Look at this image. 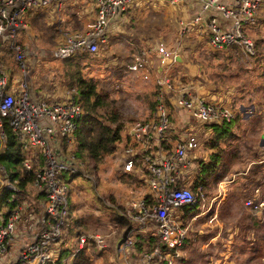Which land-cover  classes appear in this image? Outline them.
I'll list each match as a JSON object with an SVG mask.
<instances>
[{
  "label": "built area",
  "instance_id": "2783aa9c",
  "mask_svg": "<svg viewBox=\"0 0 264 264\" xmlns=\"http://www.w3.org/2000/svg\"><path fill=\"white\" fill-rule=\"evenodd\" d=\"M94 17L83 30H67L62 26L61 11L68 0H0V45L10 50L17 63L21 78L14 87L3 71H0V138H6L3 126L6 125L13 138L21 145L26 154L23 156L24 173L30 174L31 189L42 197L43 214L41 232L18 252L14 264L53 263L55 255L51 248L57 245L61 229L68 212V181L63 173H82V163L73 155L74 130L81 116V106L74 97L73 89H64L63 100L45 93L34 99L25 80L26 50L20 45L17 32L25 26L23 15L27 10H47L50 22L54 23L57 33L56 46L52 53L58 58H66L75 52H96L98 46L107 39L109 22L119 12L141 0H92ZM175 7L180 0H157ZM197 13L189 23L199 26L204 21L206 41L210 49L223 50L231 46L238 47L243 54L253 53V44L246 35V29L256 22L261 0H200ZM65 8V7H64ZM188 23V24H189ZM184 27V29L188 26ZM152 47H142L132 53L127 69L136 72L147 68L154 57L159 65V73L154 77L158 86L153 96L154 109L148 118L133 120L127 127V134L137 143L144 167L146 197L130 199L123 206L122 214L135 226L129 229L116 244L118 264H172L174 257L181 256L180 248L186 238L188 224H180L174 213L183 205H196L202 200L199 188L189 179L187 166L189 153L197 148L196 133L201 132L205 124L228 121L233 111L189 92L190 84L175 83L170 76L168 66L174 60V53L167 49L162 41L153 42ZM169 64V65H168ZM146 79V73L142 74ZM172 95H171V94ZM167 94V96H166ZM168 94L172 102L195 122L190 135L180 137L173 147L159 150V144L170 131L168 122ZM202 127V128H201ZM208 130L203 129L202 134ZM59 137V140L57 138ZM264 138V129L262 131ZM60 141V143H59ZM59 144V145H58ZM71 147L68 155L64 150ZM130 150V149H128ZM1 171L3 170L0 165ZM132 169V159H126L123 170ZM87 176V175H85ZM6 180L4 191L8 192L7 201L12 208L0 222V256L8 253V245L13 238L15 222L19 220L22 205L18 202L17 183ZM148 199V200H147ZM245 207L257 212L263 203L247 199ZM151 228H150V227ZM27 228V226H25ZM29 228V227H28ZM153 229L155 244L149 251H141L136 259H128L126 254L134 249L133 234L145 229ZM83 239H80L82 241ZM100 241V239H97ZM171 249V253L162 254L161 247ZM165 260V263L162 261Z\"/></svg>",
  "mask_w": 264,
  "mask_h": 264
},
{
  "label": "rangeland",
  "instance_id": "374dc122",
  "mask_svg": "<svg viewBox=\"0 0 264 264\" xmlns=\"http://www.w3.org/2000/svg\"><path fill=\"white\" fill-rule=\"evenodd\" d=\"M68 1L70 2V8H74V10L66 12V9L63 7L61 11L63 18L62 26L67 30L74 29L75 31H81L85 27L84 24L89 23L91 18H93V16L88 17V13L84 11L88 5L92 10L94 9L93 1ZM141 1L139 4L131 6L133 11L128 9L130 14L128 22L131 20V24L126 23L124 25L127 34H116L113 36V40L110 41L111 43L106 47L105 45H101L100 47L103 48V51H101L99 58L96 60L92 59L93 56L91 54H87L88 57L85 58H81L79 55V58L73 56L72 59L75 58L77 60L71 61L78 62L71 63V68H69L78 71V76L80 75L84 78L90 77L93 81H96V90L100 94L107 93L109 95L110 109H113L117 113L122 128L126 129L133 120L144 118L152 110L149 91H152L153 85L148 78L149 72L146 73L147 78L143 79L142 74L144 73V69L136 72V69L130 71L127 67L125 68V63H127V60H130V53H135L140 49L141 45L145 46L147 44L148 47H152L154 45L153 42H158L159 40L167 43L164 42L167 49H169L168 46H174L176 42H179V38L177 37L178 32L172 31L173 26L176 25L173 18L179 15L176 11L174 12L176 6L173 7L157 0H150L149 5H146L147 3L144 0ZM141 4L142 6H140ZM141 7H145L144 10ZM41 10H27L22 17L25 26L16 34L20 45L26 50L27 61L25 64L24 80L28 88H32L33 92L31 94L34 99L40 98L47 93L63 100V88H74L67 86L65 82H68L70 78L68 65L61 62L63 58H58L52 53L57 41L54 23H49V12ZM129 14L125 12L123 16L128 17ZM77 18L83 19L81 23L76 22ZM188 43L186 42V44ZM32 46L39 47L41 50H33ZM0 49L6 51L5 58L0 55V70L10 76H18L20 74L19 68L16 62L13 63L7 47L1 44ZM128 52L129 54L127 55ZM81 55L86 56L85 54ZM263 70L264 66L260 69V72ZM21 76L20 74L19 79ZM224 83L230 86L233 85V81ZM245 105L247 109L251 106L248 103H244L242 106ZM246 115L247 113H241L243 119H246ZM245 124L242 123V125ZM198 136H201L200 132ZM57 138L59 140L58 136ZM70 150H72L71 147L67 148L63 154L68 155ZM122 155H124V152L121 147H117L114 153L105 156L98 164H95L96 168L94 171L91 170L90 163L85 158L86 156L82 161L78 159V161L82 162L80 167L82 173L68 179L67 195L72 202V224L68 230V235L73 236L76 232L77 236L79 235L84 238L86 241L85 245L88 246L89 252L94 258L91 264H104L105 262H101V258H104L108 253H112L115 242L123 236V234L120 235L118 229L116 230V225L114 226L109 221V215H111L112 210L121 211L122 213L124 210L123 206L126 205H123L124 201L131 196L133 197L136 191L139 192L140 189H144V185L133 182L131 179L129 181L122 174ZM194 156L189 153V162ZM228 177L232 176L228 175ZM135 178L140 182L141 180H145L141 170L136 173ZM28 189H30L29 185L26 186V190L24 191L25 197H28V201H33V213L30 217H24L26 225H24L21 219V217L25 216L24 212L23 214L22 211L19 213V220L15 222L13 235L14 233L16 235L22 234L25 227L22 229L21 225L34 228V221L39 220V217L43 214L41 200L38 196L33 200V197L28 194ZM235 201L239 202V200ZM8 209L7 205L1 206L3 213ZM74 219H77V225H74ZM145 231L150 230L146 228ZM139 233L143 232H134L133 236ZM95 236H99L101 242L95 239ZM89 238L94 243L89 242L88 244L87 239ZM139 255L140 252L135 250L132 253H127L126 257L128 259H136ZM222 255L223 258L220 257L215 261L213 260V264H226L227 256L226 254ZM204 258L206 259L203 255L199 259L188 258L183 264H202L201 262L204 260L200 259ZM242 258L243 256L238 255L235 264H240ZM205 261L203 264H211L205 263Z\"/></svg>",
  "mask_w": 264,
  "mask_h": 264
},
{
  "label": "crops",
  "instance_id": "0c3cea01",
  "mask_svg": "<svg viewBox=\"0 0 264 264\" xmlns=\"http://www.w3.org/2000/svg\"><path fill=\"white\" fill-rule=\"evenodd\" d=\"M199 1L200 0H180L177 3L176 8H174V12L176 11V13H179V15L173 18V20L177 25V37L179 38L180 43L176 42L174 46L167 45L168 48L171 49L174 53V60L172 62H169L170 65L168 64L169 72L172 75L174 74V76L176 77H172L175 83H179V77H186V81H188V83L190 84V93H193L196 96L203 98L205 101L216 103L220 106L230 109L231 111H233V117L238 116L241 124L251 123L250 119L257 113L256 104H259L260 99H263V94H261V92L263 91V87L261 85L264 83V70L260 72V69L264 66V0H261V4L257 12V24H255L253 27L251 26L246 29V35L253 44L252 54H243L237 47L226 48L217 51V53H214L215 51L209 48L206 41V30L204 24L206 16L204 17L203 22L199 26H191V24L189 23L190 19L197 13L199 9ZM64 7L66 9V12H71L72 10H74V8H70L69 1ZM141 8L142 10H144L145 7ZM84 11L88 13V17H94V11L91 7H89V5L85 8ZM129 18L130 14L128 17L122 15L121 17H118L117 19L112 21L110 25H108V28L106 30L107 45L111 43L110 41L113 40L114 35L119 33L127 34L124 25L128 23ZM81 20L83 19L77 18L76 22L81 23ZM187 24L188 26L184 29ZM85 25L86 24H84V26ZM162 42L164 43L165 41L162 40ZM186 42L189 43L186 44ZM146 45L142 47H146ZM32 48L33 50L37 51L41 50L39 47L36 46H32ZM1 52V57L5 58L6 52ZM128 54L129 52L127 53V55ZM253 54L257 55V59L255 61ZM210 56L217 58L213 59ZM225 57L227 59H225ZM151 59V63L148 64L144 73L149 72V81H151L152 85H154V77L159 73L160 68L156 59L154 57H151ZM248 60L250 61L248 62ZM13 63H15L14 60ZM253 63H259V65H257V67L254 69L252 67ZM235 64L240 65L241 67L239 71L235 72L234 74L233 69L235 67ZM226 66H228V71H231V73H233V76L230 80H225L221 83L218 79L223 73V68H225ZM6 76L8 77L9 85L11 84L10 86L14 87L15 82L16 80H18L20 74L18 76H10L6 74ZM225 77L227 79V76ZM248 77L250 78L252 84L248 86L249 94H246L245 92L247 87L242 85L241 88L238 89L236 83H245ZM229 81H233L232 86L226 85L224 83H228ZM30 91L33 92L32 88ZM258 92H260V96L258 95ZM170 94H168V97L170 98L167 99L166 103L168 111L169 113H171V116L174 119L173 126L174 128H176V133L174 132L175 138L171 137L173 136L172 133L170 134L171 138H168V133L166 134L167 138H165L159 144L160 151L169 150L166 148V145L170 146L171 149L173 147L174 142L178 140L177 136L182 135L183 132L189 131L192 129V127H195V123L193 124L191 122H187L188 117H186V114L181 109L175 106V104L172 102V94ZM247 97H250L251 101H246L245 99ZM244 103L251 104L250 108L247 109L246 105L242 106L244 105ZM243 112L247 113L246 119H243L241 117V113ZM147 116L145 117L148 118ZM184 123H186L187 129L183 130L182 132V129L180 130V128L181 125ZM206 129L208 130L206 134L201 133V136H198L199 133L193 131L198 140V147L194 149L191 153L192 156H194L195 153L193 159H207L209 153L211 152V149L205 144V142H203V140L205 141V135L210 132L209 127H207ZM263 142L264 138L261 134L257 145L259 147H263L264 151ZM5 145L6 138H0V155H4ZM26 155L28 158H31L29 154ZM220 162L228 163V169H224L225 174L223 178L219 182H217L214 187H210L211 189H209V193L206 195L204 194V198H202V200L198 204L193 205L195 206L193 215L189 217L184 216L185 221L181 218L184 223L188 224L187 231L191 233L192 239L191 243H187L188 245L184 246L182 251H180L182 259L176 261L175 264H183L186 259L191 257V254L194 257H200L201 255H203L204 257H206V259L204 258L200 260H206L205 263L211 264H213V260L215 261L220 257L223 258L222 254H226L227 256L226 264H235L236 260L238 259V255L243 256L242 260L240 261V264H264V244L262 245L260 242H256L257 237H254L256 230L255 228H252L250 226L252 220L246 217V212L251 209L243 205V202L248 197L246 195L244 198L238 197V193L232 194L229 190L232 180L241 175L246 174L248 172L250 164L253 161L245 162L237 157L231 158V154L227 152L225 155L222 156ZM139 170H141V173L144 174V167L138 166L132 173L131 178L132 180H134V182L144 185V189H140L139 193L142 197H146L147 186L145 180H141L140 182L137 178H135L136 173H138ZM2 171H4V167ZM2 171L0 169V197L2 196V191L4 190L6 184L5 182L6 180H8L5 175L2 174ZM228 175L232 177H228ZM27 185L29 184L27 183L25 185V188ZM28 190V194L29 196L33 197V200L36 196H38L39 199L42 201V197L41 195H37V191L31 189V187ZM253 190V192L251 193L249 191L248 195H252L254 199H248H252L254 202L257 203L261 201L264 205V192H260L261 188H259V186H254ZM232 195L234 196L232 197ZM18 197L20 198V193L18 194ZM235 200H239V202H236ZM29 201L28 197H25V194H23V199L21 200L22 214L23 212H26V215L21 217V219L24 222V225H26L24 217L32 216L34 209L33 201ZM262 207L257 212L252 210L251 212L255 213L257 217H260V212H262L261 210H263ZM1 214L2 210L0 205V222L3 221V219L1 218ZM174 215L176 220L179 221L180 224H183V221L179 218V216L181 217V213H174ZM24 225H21L22 229L23 227H25ZM34 225V228L25 227V230L22 231V234L16 235L14 233L13 238L8 245V253L0 256V264H14L16 256L18 252L23 248V246L33 240L34 237L41 232L42 223L38 220H35ZM238 228H241L243 230L238 232ZM121 237L115 242L113 252L108 253L104 258H101V262L105 259L104 264H118L116 259V244L121 239ZM82 238L83 237L80 236L79 240ZM98 238L101 242V238L99 236H95V239ZM262 243H264L263 240ZM141 244L143 247L144 243ZM81 245L82 244H80V246ZM55 260L56 255L54 257V261Z\"/></svg>",
  "mask_w": 264,
  "mask_h": 264
},
{
  "label": "trees",
  "instance_id": "16d2710c",
  "mask_svg": "<svg viewBox=\"0 0 264 264\" xmlns=\"http://www.w3.org/2000/svg\"><path fill=\"white\" fill-rule=\"evenodd\" d=\"M144 1L147 3L146 5H149L150 0H144ZM128 9L133 11L132 7H128L124 11L119 12L109 22V25L115 19L121 17L125 12L129 13ZM130 21L128 22V24H131ZM255 24H257V21L254 23V25ZM175 26H173V30H172L173 32H177V25ZM101 45H105L106 47L107 39L104 43L98 46L96 52L94 53L75 52L69 55L68 57L63 58L61 62L66 63L69 69L71 68L70 66L71 63L78 62V61H73V62L71 61V60H77L75 58L72 59L73 56L79 58L78 57L79 55L81 58H85L88 57L87 54H91L93 56L92 59L96 60L97 58H99L101 51H103V48L100 47ZM231 47H236V46H231ZM1 51H4V49H0V54ZM8 51L10 52V50ZM217 51L218 50H215L214 53H217ZM81 54H85L86 56H83ZM253 55L255 61L257 59V55L256 54ZM210 57H212L213 59L217 58L213 56ZM225 59L227 58L225 57ZM127 64L128 63H125L126 65L125 68L127 67ZM257 65H259V63H253L252 67L255 69ZM227 67L228 66L223 68V73L218 79L219 82L221 83L225 80H230L233 76V73H231V71H228ZM240 67H241L240 65L235 64V67L233 69L234 74L235 72L239 71ZM69 72H70V78L68 79L69 81L68 82L65 81V82L67 86L74 88L73 89L75 92L74 97L80 103L81 111H82L80 118L77 120L76 127L74 130V148L72 151L74 157L82 161V159H84V157L86 156L85 158L89 161L91 170L94 171L96 168L95 164H98V162H100L105 156L114 153L117 147H121L125 155V156L122 155L123 158L121 164V168L123 172L122 174L125 175L127 179H129V181L130 179L132 180L131 175L136 169V167L143 166L141 163L142 155L140 151H137L136 141H134L132 138L129 137V135L127 134V129L122 128L117 113L114 112L113 109H110L109 95L107 93L100 94L99 91L96 90V84H95L96 81H93L90 77L84 78L80 75L78 76V71L76 70L69 69ZM170 76L176 78L174 74L173 75L170 74ZM225 76H227V79ZM178 82L189 84L188 81H186V77L183 76H181V78L179 77ZM250 84L252 83L250 81V78L248 77L245 83L238 82L236 83V86L239 89L241 88L242 85H244L245 87H247L245 93L249 94L248 86ZM261 86L263 87V91L261 92V94H263V99H260L259 104H256L257 113L250 119L251 123L242 125L239 121L238 116H236L228 121L222 119L220 121L205 124L206 126L203 128L201 127L202 129L200 133H202L203 129L205 130V128L207 127H209L210 129V132L207 135H205L206 137L203 136L205 137V141L203 140V142H205V144L211 149V152L209 153L207 159H199V158L192 159L187 166V170L189 171V179L192 183L194 182L193 185H195V187L199 188L202 194L201 198H204L203 197L204 194L205 195L208 194L209 189L214 187V185H216V183L223 178L225 174L224 169H228L227 166L228 163L220 162V160L222 156L225 155L227 152L231 154V158L237 157L245 162L253 161L250 164L248 172L246 174L241 175L235 178L234 180H232L231 186L229 187L230 193L232 194L238 193L239 194L238 197L241 198H244L246 195L248 198L254 199L252 195H248L249 191L250 193L254 191L253 190L254 186H259V188H261L260 192L261 191L264 192V151H263V147H259L257 145L259 142L260 135L262 134V131L264 129V83ZM157 88L158 86L154 84L153 88L151 89L152 91H149V95H151L150 104L152 105L151 108L152 110L149 112L147 117L151 116V113L154 109V101L152 98L157 92ZM258 95L260 96V92H258ZM245 100L251 101V98L247 97ZM186 117H188L187 122H191L193 124L195 123L190 117V115L186 114ZM168 122L170 125L168 138L171 137L175 138L174 134L176 133V128H174L173 126L174 119L172 118L171 113L168 114ZM181 129L182 132L183 130L187 129L186 123L181 125L180 130ZM3 132L6 136V145H5L4 155H0V164L3 165L2 167H4V171H2V174L5 175V177L10 182L15 179H19L20 176H22V178L18 180L17 183L19 189L17 196L20 193V198L18 197V202L21 203V200L23 199V194H25L24 191L26 190L25 185L28 182H30L31 179L29 176L30 174L24 173V169L22 166L24 152L21 149V145L14 140L12 131L6 125H4ZM171 133L173 136L170 137ZM188 135H190V130L183 132L182 135H179L177 137L179 139L180 137L184 138ZM166 148L170 149V146L166 145ZM129 158L132 159V169L130 171H124L123 163L126 159ZM79 174L80 173H70V174L63 173L62 177L64 178L65 181H68V179ZM132 181L134 182V180ZM4 190L2 191V196L0 197V205L1 206L7 205L9 211L12 208L13 203H9L7 201L8 192ZM37 195H41V194L38 192ZM133 195H134L133 197L132 196L130 197L131 199L141 196V194L137 191ZM233 196L234 195H232V197ZM129 199L124 201L125 203H123V205L126 204L129 201ZM194 207L195 206H191V205H183L175 212L176 214L181 213V217L179 216V218L180 219L182 218L185 221L184 216L189 217L194 214ZM120 209L122 208L120 207ZM262 209L263 210H261L262 212H260L261 213L260 217H257L255 213L247 209L248 212H246L247 213L246 217L252 220L250 226L252 228H255L256 230L254 234V237H257L256 242H260L261 244H264L262 243V240L264 241V205ZM8 211L4 213L2 212L1 218L3 220H5ZM71 213H72V202L68 198V212H67L66 221L64 222V225L61 229L60 239L57 245L50 249L51 252L54 255H56V260L53 263H46V264H91L92 260L94 259L89 252L88 246L85 245L86 241L83 238H82L83 240L80 241L79 240L80 236L79 235L77 236L76 232L73 236L68 235V230L72 224ZM24 214L26 215V212H24ZM109 221L113 223L114 226L116 225V230L117 229L119 230L120 235L122 234L124 235L127 230L135 226V224L130 220H128L121 213V211L117 212L115 210H112L111 215H109ZM184 221L183 224H185ZM74 225H77V219H74ZM149 230L150 231H145L143 233H139L133 236V243L136 251L141 252V251H149L152 249L153 245L155 244V234L153 229H149ZM241 230L243 229L238 228L237 231L239 232ZM191 239H192L191 233H189V231H186V238L184 240L182 247L180 248V251H182L184 246L188 245L187 243H191ZM87 241L88 244L89 242H93L92 239L90 238L87 239ZM141 243H144L143 247ZM80 244H82L81 245L82 247L80 246ZM160 250L162 254H167L172 252L171 249H167L164 246H162ZM189 258L197 259L199 257H194L191 254V257ZM181 259L182 256L174 257L172 260V264H175L176 261ZM103 261L105 262V259ZM203 262L204 261H202L201 263L203 264ZM162 263H165V260H163Z\"/></svg>",
  "mask_w": 264,
  "mask_h": 264
}]
</instances>
